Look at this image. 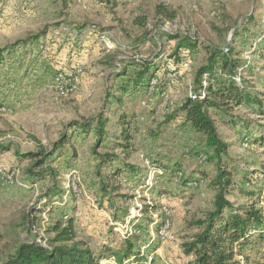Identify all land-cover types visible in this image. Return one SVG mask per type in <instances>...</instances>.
Masks as SVG:
<instances>
[{"label": "rangeland", "instance_id": "1", "mask_svg": "<svg viewBox=\"0 0 264 264\" xmlns=\"http://www.w3.org/2000/svg\"><path fill=\"white\" fill-rule=\"evenodd\" d=\"M158 5L173 16L158 15ZM171 33L192 35L196 49L175 50ZM208 45L235 48L239 73L264 100V0H0V143L11 147L0 150V257L21 242L47 244L48 226L72 217L79 239L105 261L117 264L112 251L129 238L141 259L126 264H192L183 245L198 231L194 221L213 207L216 165L200 155L204 137L180 107L208 63ZM141 60L154 63L142 78L134 63ZM152 77L156 85L148 83ZM101 112L108 123L97 146L94 128L69 127ZM210 112L229 144L223 165L233 169L236 186L228 197L239 205L259 199L264 207V116L245 104ZM125 114L130 144L119 122ZM64 133L69 142L50 163L63 191L46 201L56 182L28 174L33 162L15 150L51 148ZM105 153L116 157L100 165ZM14 169L15 182L1 178ZM165 207L166 240L158 236ZM247 247L244 264H264V241Z\"/></svg>", "mask_w": 264, "mask_h": 264}, {"label": "trees", "instance_id": "2", "mask_svg": "<svg viewBox=\"0 0 264 264\" xmlns=\"http://www.w3.org/2000/svg\"><path fill=\"white\" fill-rule=\"evenodd\" d=\"M157 14L167 18L173 16L164 5L157 6ZM135 22L145 26L146 18L139 17ZM250 30L248 29L246 33H249ZM169 38L176 40L175 50L184 47L196 49L198 45L196 39L188 33L183 35L171 33ZM22 41L19 40L16 43ZM205 47L209 51L208 63L197 70L193 90L180 108L185 113V120L204 137L206 153L200 155H204L208 161L216 165V174L211 179L215 196L212 209L194 221L198 231L184 243L183 249L187 255L192 256V264H239L237 257L244 247L253 243L255 238L264 241V212L259 207V199H256L252 204L239 205L228 197L236 186L233 169L228 168L226 163V166L223 165L224 156L228 155L229 144L222 140L210 109L223 106L237 107L245 104L264 116V100L259 93L252 89L249 81L239 73L243 64L241 59H238V51L235 48L232 46L221 48L216 45ZM1 52L3 51H0V58L3 57ZM134 63L142 68L137 74L140 78L148 75L154 64L142 60L140 63L135 61ZM239 74L242 76L240 82L236 80ZM153 78L149 80V84ZM126 116L127 114L120 115L119 122L121 125L127 126L124 139L127 144H130L131 135H127L129 120ZM107 123L108 117L101 112L94 118L83 120L74 125L70 124L69 127L86 132L94 128L97 134V146L106 134ZM67 138L64 133L51 148H46L39 143V148L36 151L21 153L19 150H15L19 159H29L33 162L27 169L28 174L43 176L47 173L56 182L44 193L46 201H48L47 197L52 200V197L54 198L63 191V185L58 179L59 173L50 163L56 160L57 150L69 142ZM123 144V148H128V145ZM10 149V146L0 143L1 151ZM115 157L116 155L105 153L101 156L99 163L100 165L107 163ZM45 164L48 166L47 169L37 173L34 171L35 167ZM197 180L192 179V181ZM261 191L258 190L256 196H260ZM44 210L46 209L44 208ZM31 226L32 222L27 215V230H31ZM252 229H255L254 234H250ZM47 231L51 234L47 238V244L37 240L21 242L8 257L5 259L0 257V264H111L105 262L106 258L103 255L95 253L88 243L79 239L74 218L55 219L48 226ZM135 246L134 240L128 238L121 249L112 251L111 258L113 257L117 264H126L130 259L139 261L141 255Z\"/></svg>", "mask_w": 264, "mask_h": 264}, {"label": "built area", "instance_id": "3", "mask_svg": "<svg viewBox=\"0 0 264 264\" xmlns=\"http://www.w3.org/2000/svg\"><path fill=\"white\" fill-rule=\"evenodd\" d=\"M103 38H104L103 41L106 42L108 45H110L111 39L110 38H105V37H103ZM236 80L238 82H240L242 80V76L240 74L237 75ZM150 84L156 85L157 84V79H152V81H151ZM202 158L205 159V156H202ZM18 172L19 171L16 170V169H14L11 172L8 171L7 173H4L1 176V178L3 180H5L6 182H13V181L15 182L16 181V175H18ZM180 175H182V173H180ZM191 185L198 186V181L191 182ZM261 208L263 209V212H264V207H261ZM162 212L164 214V218L163 219H160V226H159V229H158V236L161 239L166 240V238H169L170 237V235H169V228H170V225H171V221H170L171 211H170V209H168V207H165ZM157 220H159V217L157 218ZM254 233H255V229H252L250 231V234H254ZM237 259L239 261V264H244V256L242 254H240L237 257ZM105 262H107V261H105ZM107 263H110V262H107ZM111 264H114V263L111 262Z\"/></svg>", "mask_w": 264, "mask_h": 264}, {"label": "crops", "instance_id": "4", "mask_svg": "<svg viewBox=\"0 0 264 264\" xmlns=\"http://www.w3.org/2000/svg\"><path fill=\"white\" fill-rule=\"evenodd\" d=\"M241 106V105H240ZM238 107V106H237ZM128 151H129V149H128ZM173 203V205L176 203L175 201H173L172 202ZM177 205V204H176ZM178 209V208H177ZM249 247V246H248ZM248 247H247V249H248ZM245 248V247H244ZM246 249V248H245ZM242 252H244V249H243V251H241V254H242ZM167 256H168V258H169V260H171L170 258L172 257V252L171 251H167ZM171 256V257H170ZM107 262H112L111 260H106Z\"/></svg>", "mask_w": 264, "mask_h": 264}]
</instances>
